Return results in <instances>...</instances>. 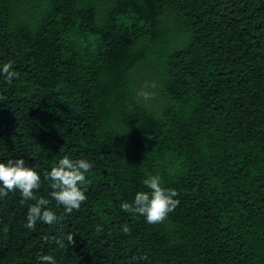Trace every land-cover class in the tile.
Instances as JSON below:
<instances>
[{"label":"trees","instance_id":"16d2710c","mask_svg":"<svg viewBox=\"0 0 264 264\" xmlns=\"http://www.w3.org/2000/svg\"><path fill=\"white\" fill-rule=\"evenodd\" d=\"M7 62L0 163L62 219L33 231L36 201L0 197V264H264V0H0ZM65 155L93 163L71 214L45 179ZM149 174L180 201L155 225L120 207Z\"/></svg>","mask_w":264,"mask_h":264},{"label":"clouds","instance_id":"9594fccd","mask_svg":"<svg viewBox=\"0 0 264 264\" xmlns=\"http://www.w3.org/2000/svg\"><path fill=\"white\" fill-rule=\"evenodd\" d=\"M0 75H3L8 84H12L14 79H19L20 73L13 70V63L7 62L0 66ZM155 88V82L149 84L145 82L144 88ZM144 100H152L155 94L148 91L138 93ZM93 168V163L87 159H72L70 156H63L57 166L52 167L46 174L45 179L49 181L50 195L56 201L57 206H62L65 213L71 214L79 211L81 206L87 202V184L90 182L87 174ZM149 191L137 192L134 201L124 202L121 209L133 216H143L148 224L163 223L168 215L175 211L180 201L176 199L178 192L172 188H165L159 175H148L142 182ZM41 186V177L32 167L26 165L24 159H9L6 163H0V197H6L9 192L19 191L22 197L21 203L33 201L27 212V223L25 227L35 230L37 221L48 225H54L62 219L47 206L50 201L44 198L37 199L35 192ZM102 226L97 225V233L101 232ZM123 232L128 233L127 225L123 227ZM75 236H67L68 245H75ZM47 239V237L45 238ZM58 247H64V241L55 239ZM37 264H56L52 255L41 254L38 256Z\"/></svg>","mask_w":264,"mask_h":264}]
</instances>
